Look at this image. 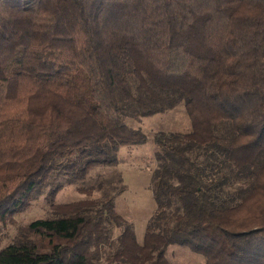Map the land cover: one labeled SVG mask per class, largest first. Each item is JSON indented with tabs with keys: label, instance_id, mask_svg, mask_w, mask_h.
I'll return each mask as SVG.
<instances>
[{
	"label": "trees",
	"instance_id": "16d2710c",
	"mask_svg": "<svg viewBox=\"0 0 264 264\" xmlns=\"http://www.w3.org/2000/svg\"><path fill=\"white\" fill-rule=\"evenodd\" d=\"M182 102L191 129L155 135L140 243L88 177L147 141L127 117ZM71 184L89 197L54 202ZM41 194L48 215L0 264H173L171 244L264 264V0H0V222Z\"/></svg>",
	"mask_w": 264,
	"mask_h": 264
},
{
	"label": "rangeland",
	"instance_id": "374dc122",
	"mask_svg": "<svg viewBox=\"0 0 264 264\" xmlns=\"http://www.w3.org/2000/svg\"><path fill=\"white\" fill-rule=\"evenodd\" d=\"M126 122L133 127L141 128L147 134V141L139 145L121 146L118 151V164L93 169L88 182L102 179V184L106 185L101 190L96 189L92 197L102 195L105 188L110 194L116 193L114 195L116 210L132 224L138 242L142 243L148 220L157 206L153 194L154 173L159 164L156 158L158 145L155 135L187 132L191 129V121L182 102L165 112L140 118L127 117ZM110 182L117 185V192L111 191ZM88 197L89 195L77 189V185L71 184L56 193L54 202L68 203ZM49 209L46 194H41L29 208L14 215L13 220L6 224L0 222V249L13 240L20 226L46 217ZM166 257L173 264H205L203 254L179 244H171L167 248Z\"/></svg>",
	"mask_w": 264,
	"mask_h": 264
}]
</instances>
